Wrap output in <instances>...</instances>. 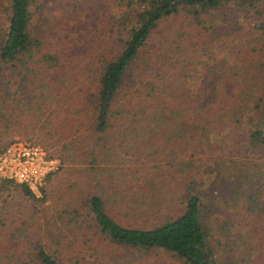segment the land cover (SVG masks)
<instances>
[{
    "label": "trees",
    "instance_id": "16d2710c",
    "mask_svg": "<svg viewBox=\"0 0 264 264\" xmlns=\"http://www.w3.org/2000/svg\"><path fill=\"white\" fill-rule=\"evenodd\" d=\"M32 1L6 0L1 6L6 25L0 36V119L28 113L44 120L37 130L55 142L70 137V145L81 124L90 121L94 137L87 157L92 168L107 162L105 149L113 148L122 157L140 159L144 171L129 167L120 172L121 188L112 203L116 215L95 192L83 203L90 223L78 209L65 210L63 225L71 238L52 239L60 244L58 251L3 230L0 264H81L85 252L110 262V254L120 249L164 252L177 264H217L207 240L209 213L227 214L218 226L223 235H218L232 255L231 264H264V54H259L264 20L253 18L259 33L237 67L219 72L207 54L209 62L200 72L198 59L206 53L196 46L206 42L199 30L179 27L171 41L166 36L160 43L164 52H157L158 69L144 71L141 65L131 74L158 23L180 8L207 13L223 3L254 6L264 0H144L126 38L108 57L84 63L75 88L60 80L64 65L78 60L75 45L57 33L56 42H49L50 35L31 29ZM62 41L66 45L59 47ZM162 54H168L170 64ZM8 128L0 121V134ZM166 171H175L173 179ZM205 178L208 186L222 188L218 204L212 189L204 188ZM13 183L34 198L25 185ZM171 183L176 184L173 192ZM171 199L182 205L165 211Z\"/></svg>",
    "mask_w": 264,
    "mask_h": 264
},
{
    "label": "rangeland",
    "instance_id": "374dc122",
    "mask_svg": "<svg viewBox=\"0 0 264 264\" xmlns=\"http://www.w3.org/2000/svg\"><path fill=\"white\" fill-rule=\"evenodd\" d=\"M141 1L144 0L32 1L30 4L31 29L38 35H50L49 42H56L54 39H56L57 33L62 40L67 38L69 44L75 45L73 46V56L78 60L72 61L70 65H64L65 71L60 79L62 86L68 85L75 88L83 78L79 74L84 63L95 62V60L102 57L106 58L115 52L116 45L121 44L122 40L126 38L128 30L135 25L136 8L140 10L144 4L146 5L145 1L139 4ZM4 4H6V0H0V36L6 25V13L1 7ZM194 10L197 11V15L193 18ZM130 11L132 14H127ZM253 18L256 21L258 19L259 21L264 20V3H256L254 6L239 2L223 3L214 9H210L207 13L201 11L199 7H182L177 14L165 17L158 23L157 28L150 34L139 52L131 74L136 75L140 71L141 65H143L144 71H148L150 67L158 69L159 64H155V59L160 53L157 52H164L160 43L166 36H169L168 39L171 41L176 36L179 27H186L195 32L199 30L201 33L200 40L206 42V44L197 43L196 46L203 48L206 53L205 56L200 55L198 59L201 62L199 65L200 72L206 66L204 61L209 62V59H206L207 54L212 57L211 59H215L212 64L216 65L219 72L224 71L228 66L237 67L242 63L244 49L255 45L251 39L259 33V30L254 26ZM259 41L264 43L262 37H259ZM62 42L58 44L59 47L66 45V41ZM262 53L264 54L263 49L259 54ZM162 55L170 64L171 60L168 54ZM190 56H192L191 48L188 51V58ZM256 57L257 54L253 53V59ZM175 59L178 61L180 57H177L176 54ZM62 86L58 88L60 89ZM0 121L6 122L9 126L0 134V148L15 139H24L38 144L50 156L59 161L57 170L47 175L39 190V195L34 196V198L23 195L20 187L13 182H4L0 179V236L5 229L13 230L14 234H19L21 237L25 236L26 239H36L44 246H50L58 251L60 244L56 246L52 239L57 237L60 240L59 236L62 235L69 240L71 238L67 228L63 225V219H66L65 210L78 209L83 220L90 223L91 217L87 214L83 203L91 192H95L105 200L106 210L110 214L116 215L114 208L116 204L113 205L112 203L114 194L121 188V184H118V180H121L120 172L129 167L138 169L140 174L144 171L140 159L130 160L127 157H122L113 148L105 149L107 162H101L99 168H92L94 163H88L90 158L87 157V146L94 137L90 121H84L81 124V130L74 135L76 139L72 141V145L68 142L70 137H67L65 141L55 142L37 130L39 124L44 120L34 119L28 113L26 115L14 114L5 119H0ZM173 128L177 130L176 126ZM99 151L102 152V150ZM166 172L169 173L168 179H173L175 171ZM213 173L209 172L207 175ZM208 184L209 180L205 178L204 188L212 189L215 196L214 202L218 204L220 197H216L217 191L222 193L223 190L214 185L208 186ZM167 185L169 192H173L176 184ZM166 205L165 211L168 208L174 211L182 204L171 199ZM215 215H218L216 221ZM207 217L209 219L206 223L209 233L207 240L210 252L213 253L212 258L217 261V264H231L232 255L225 252L221 241L223 232L218 227L226 219L227 214L225 217L224 215L221 216V213H209ZM219 232L220 234L222 232L221 236L218 235ZM85 247V245H79L78 249ZM85 253H80V257H83V260L80 261L81 264H177L167 253L158 251L141 252L120 249L114 254H110V262L101 261L100 258L95 260L97 256ZM72 261L76 264V261Z\"/></svg>",
    "mask_w": 264,
    "mask_h": 264
},
{
    "label": "built area",
    "instance_id": "2783aa9c",
    "mask_svg": "<svg viewBox=\"0 0 264 264\" xmlns=\"http://www.w3.org/2000/svg\"><path fill=\"white\" fill-rule=\"evenodd\" d=\"M58 167V159L24 139H15L0 148V179L23 184L34 196L39 195L47 175Z\"/></svg>",
    "mask_w": 264,
    "mask_h": 264
}]
</instances>
